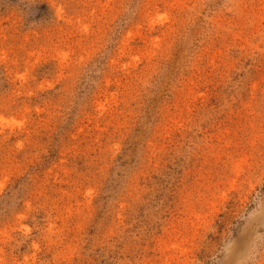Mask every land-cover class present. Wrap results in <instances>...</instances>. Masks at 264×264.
Here are the masks:
<instances>
[{
  "label": "rangeland",
  "instance_id": "rangeland-1",
  "mask_svg": "<svg viewBox=\"0 0 264 264\" xmlns=\"http://www.w3.org/2000/svg\"><path fill=\"white\" fill-rule=\"evenodd\" d=\"M0 264H264V0H0Z\"/></svg>",
  "mask_w": 264,
  "mask_h": 264
}]
</instances>
